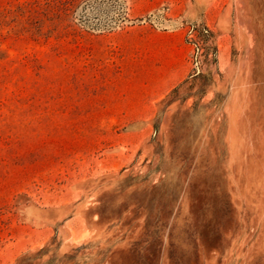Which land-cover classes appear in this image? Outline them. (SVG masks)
I'll use <instances>...</instances> for the list:
<instances>
[{
  "label": "rangeland",
  "instance_id": "rangeland-1",
  "mask_svg": "<svg viewBox=\"0 0 264 264\" xmlns=\"http://www.w3.org/2000/svg\"><path fill=\"white\" fill-rule=\"evenodd\" d=\"M0 264H264V0H0Z\"/></svg>",
  "mask_w": 264,
  "mask_h": 264
}]
</instances>
